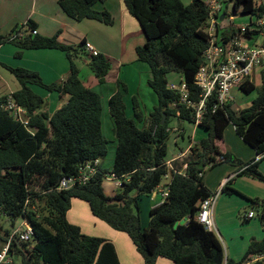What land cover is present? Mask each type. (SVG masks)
Instances as JSON below:
<instances>
[{
  "label": "trees",
  "instance_id": "1",
  "mask_svg": "<svg viewBox=\"0 0 264 264\" xmlns=\"http://www.w3.org/2000/svg\"><path fill=\"white\" fill-rule=\"evenodd\" d=\"M98 1L105 0H58V4L72 19L112 24L106 9L93 8ZM123 1L144 32L146 40L135 52L149 66L148 85L158 102L144 117L137 97L132 96L133 118L129 117L123 101L126 87L120 80L116 81L117 90L108 99L117 140L110 172L121 177L122 186L112 196L103 191L104 169L87 184L56 189L63 176L76 173L86 161L102 160L107 153L108 140L101 130V95L84 84L75 59L84 54L99 83L105 81L109 59L102 53L88 54L84 39L77 44H66L57 39V33L43 36L28 33L26 29L20 39L8 41L9 37L0 33V44L13 42L19 48L16 57L25 49L54 48L63 51L69 61L65 79L52 83H45L38 72L29 68L1 63L19 82L20 88L11 95L28 117L27 125L15 120L3 108L6 95L0 96V217L6 216L13 227L17 219L26 218L34 241H12L14 264H120L110 240L84 234L78 225L67 220L72 198L86 201L94 216L126 233L144 264H156L159 256L172 264H264V236L261 240L251 239L243 256L233 260L225 256L217 235L194 220L199 202L210 194L203 178L211 167L221 162L237 164L238 171L232 178L246 174L264 181V174L257 169L264 156L242 161L229 149L222 150L217 145L225 127L232 124L236 134L256 154L264 152V70L260 88L249 106L238 112L230 105L217 107L215 111L208 108L199 124L206 129V136L196 141L187 158L173 162L180 169L181 163L187 161L185 175L170 172L168 196L150 208L148 224L142 227L139 199L152 193L167 173L163 162L168 152L169 120L178 116L180 120L192 122L189 109L171 105L178 92L168 88L167 73L179 72L188 89L196 91L194 76L203 64L201 56L208 44L204 30L208 8L203 0H189L186 4L182 0ZM243 1L225 0L222 12L229 3L234 15L264 13V4L253 0H247V6L239 10ZM26 24L28 28H35L33 21ZM20 28L17 26L12 31ZM32 85L56 92L59 98L67 96V101L49 113L45 110L47 101ZM240 88L249 93L254 85L244 82ZM163 114L165 120L161 124ZM142 119L144 125L139 128L135 120ZM250 201L259 205L257 216L264 231V200ZM9 233L0 224L2 245Z\"/></svg>",
  "mask_w": 264,
  "mask_h": 264
},
{
  "label": "crops",
  "instance_id": "2",
  "mask_svg": "<svg viewBox=\"0 0 264 264\" xmlns=\"http://www.w3.org/2000/svg\"><path fill=\"white\" fill-rule=\"evenodd\" d=\"M93 8L95 10L106 9L111 14L112 24L107 25L94 19L80 21L72 19L60 8L58 0H0V33L7 36L15 27H25L26 22L30 20L35 23L39 35L52 36L57 33V39L66 44H77L81 39H84L91 43L98 53L105 55L110 61L109 72H113V79H108L109 72L103 83H99L96 77L94 78L99 84L98 91L102 101L106 100L104 108L107 107L110 129L108 131L111 132V128L114 129V121L108 110V99L117 90V80H120L126 87V90L123 91V101L126 107V115L129 117L133 118L132 96L137 97L144 117L157 104L158 99L148 85L151 76L149 66L146 62L140 61L135 52V48L144 44L146 40L144 32L138 21L128 12L124 1H98L93 5ZM18 50L19 48L13 42L0 44V96L20 88V84L14 75L1 63L34 70L39 73L45 83L61 81L67 76L69 61L63 51L54 48L25 49L20 57H16L15 53ZM76 65L79 74L82 75L84 69H89L88 58L85 57L82 61H76ZM86 77L89 78L88 75ZM31 87L46 99L45 110L49 113L67 101V96L59 98L56 92H48L43 95L42 91L36 88L37 86L32 85ZM146 95L150 102H148ZM172 118L177 120V127L170 125ZM139 121L144 125L143 119ZM183 121L178 116H173L169 120L170 133L173 132L174 134L172 143L175 146L179 145V140L184 142L185 136H187V129L181 124ZM189 124L191 132L188 137L194 136L197 129L192 122ZM231 126L228 124L225 127L223 136L217 141V145L222 150L229 149L235 157L242 161L254 159L256 156L254 149L246 144L236 134L233 125ZM176 128H181L183 135L176 136L174 131ZM186 143L188 144L187 139ZM116 146L117 140L115 138V150ZM112 157L114 160V153ZM104 163L105 159L101 160V168L104 167ZM257 169L264 174V158L260 159ZM236 171H238V166L229 162H221L205 173L203 183L210 192L217 191L224 179L233 176ZM224 188H233L235 191L227 192ZM155 194L156 192L153 191L149 195L140 197V199L144 197L148 199L149 203L147 200L145 201H147L149 210L160 203V200L150 203V200L155 199L158 193ZM253 198L264 200V181L241 174L223 184L214 204V225L220 239L222 238L227 243L226 256L233 260H239L243 256L251 239L261 240L264 236V231L255 212V208L259 205L250 201ZM249 211H253L254 215L248 218L246 214ZM66 218L70 223L78 225L84 234L94 236L96 233H104L106 236L103 238L114 244L120 264H144L142 256L136 250L129 236L94 216L86 201L72 198L70 208L66 212ZM98 227L102 230H98ZM163 258L162 256L157 257L156 264H172L171 261H168L169 259Z\"/></svg>",
  "mask_w": 264,
  "mask_h": 264
},
{
  "label": "built area",
  "instance_id": "3",
  "mask_svg": "<svg viewBox=\"0 0 264 264\" xmlns=\"http://www.w3.org/2000/svg\"><path fill=\"white\" fill-rule=\"evenodd\" d=\"M225 0H205L208 8V20L204 27L208 35V44L203 50V64L198 68L194 83L196 91L192 92L188 89L185 81L181 77L180 84H168V88L176 90L178 97L171 105L175 108L183 106L192 113V123L198 126L202 121L204 114L208 111H215L217 107L230 105L233 101L231 89L239 86L244 82H249L254 69L257 66H264V13L262 14H245L247 21L244 23H236L235 15L229 12H222L223 2ZM258 4H264V0H258ZM222 16V18H220ZM27 29L28 33L37 34L36 28L21 27L17 31H12L7 36L9 40L20 39ZM85 48L88 54L96 55L98 51L89 43L85 42ZM12 92L6 94L3 108L7 110L15 120L28 124V117L25 109L20 106L11 95ZM231 107V105H230ZM179 115V111L177 112ZM170 129V128H169ZM176 136L183 135L181 128L174 129ZM188 144L181 148L171 159L165 160L163 165L167 169V173L171 171L185 175L187 161L181 163V168L176 169L173 162L181 161L187 158L190 151L195 147L196 141L193 135L187 138ZM264 156V152L256 154L254 160ZM101 160L96 158L91 161L82 163L76 173L63 176L56 189H68L78 185L87 184L97 173L101 172ZM166 173V174H167ZM202 172H199L201 175ZM234 176V175H233ZM233 176L226 177L221 184L229 181ZM103 178L110 179L115 182V186L121 188V177L112 172L104 173ZM210 192L203 198L198 205L194 215V220L203 225L207 230L213 231L215 228L213 220V208L217 196L221 191ZM154 192H157L161 201L168 196L169 186L160 188L158 185ZM29 198L26 199L25 205ZM160 201V202H161ZM253 211H249L246 217H252ZM33 237V231L26 220L21 218L20 223L14 226L7 236L6 241L0 248V264H14L13 252L11 249L12 241L27 242ZM258 256L252 260L257 259ZM225 264V263H224Z\"/></svg>",
  "mask_w": 264,
  "mask_h": 264
},
{
  "label": "rangeland",
  "instance_id": "4",
  "mask_svg": "<svg viewBox=\"0 0 264 264\" xmlns=\"http://www.w3.org/2000/svg\"><path fill=\"white\" fill-rule=\"evenodd\" d=\"M253 1L255 2V1H258V0H253ZM182 2L186 4V3L189 2V0H182ZM247 4H248L247 0L241 2L239 10L244 9L247 6ZM223 8L225 9L226 12L234 14L233 11H232L231 4L227 3L226 6H224ZM245 14H248V13H243V12L238 13L237 12V15H235V20L234 21L236 23H244V22H246L248 19L245 16ZM84 58H85V55L84 54H80L75 59V62L76 61H82ZM262 70H264V66H257L254 69L252 77H251V79L249 81V82H252L253 85H254V90H252L251 92L246 93L239 86H234L231 89V95L233 97V101L231 102L230 105H231V109L232 110H234L235 112H238L240 109L250 105L251 101L256 97L258 89L260 88V84H261L260 75H261V71ZM92 73L93 72L91 71L90 68L89 69L86 68V69H84L82 71V75L79 74V76L83 80L84 84H86L91 89H93V90H95L96 92L99 93V91H98L99 84L95 80V78H94L95 76H93L94 74H92ZM87 75L89 76V78L86 77ZM108 79L109 80L113 79V72H109ZM180 80H181V74L179 72H177L175 70H171V71H169L167 73V82H168V84L179 85L180 84ZM113 82H115V80H113ZM34 86H36V85H34ZM38 87L39 86H37L36 88L39 91H42L43 95L48 93V91H46L45 89H43L41 87L38 88ZM101 92H103V91H101ZM53 93H55V92H53ZM146 98H147L148 102H150V99L147 97V95H146ZM101 101H102V97H101ZM104 103L106 105V100L102 101V108H103L102 109V114H101V117H102V133H103L104 137L108 140V143H107V153H106L105 157L102 159V160L105 159V163L103 165L104 167L102 166L103 167L102 169L106 170V173H109L110 170H111V165H112V161H113L112 154L114 153V156H115V136L113 134L114 132H112L113 131L112 128H111V132L108 131V130H110L109 126H108L109 115H108V112H107V109H106L107 107L104 108ZM170 122H171L170 125L172 127H177L178 126L177 120H175L174 118H172V120ZM135 123H136L137 127H139V128H141L143 126V123L141 121H139V120H135ZM181 124L185 127V129H187V131H186V135L187 136H185V138L187 139L188 135L191 132L190 131L191 126H190L189 122H186V121H183ZM231 125L232 124H229L230 127H232ZM196 128H197L196 129V133L193 136L194 141L200 140L201 138L205 137L206 134H207V131H206L205 128H203V126H198ZM173 137H174V134H173V132H171L170 136H169V139L167 141L168 152H167V155H166V160L171 159L173 156H175L176 153L181 148H184L185 145L187 144L186 143V139H185L184 142L182 140H179V143H178L179 145L178 146H180V147H181V145L183 146V147L179 148L177 145L176 146L173 145V143H172ZM234 165L237 166V164H234ZM170 179H171V173H167V174L163 175L162 178H161V181L159 183L160 188L166 186V184H168L170 182ZM102 187H103L104 193L106 195H108V196H112L115 192H117L119 190V188L115 186V182L113 180H106L105 178H103V180H102ZM156 194H157V192H156ZM145 200L148 201V199L146 197L141 198L139 200V208H140L139 216H140L141 226H147L148 220H149V209L147 208V201H145ZM159 200L161 201V198L157 194L155 199L150 200V203L152 204L154 202H158ZM148 203H149V201H148ZM255 212H256V216H257L258 212H259V209L255 208ZM257 219H258V216H257ZM258 221H259V219H258ZM19 223H20V219H17L15 221V226H17ZM0 224L2 225L3 229H8L9 231H11L12 228H13V226L11 225V222L9 221V219L6 216H1L0 217ZM98 230L101 231L102 229L98 227ZM213 232L219 238V240H220V242H221V244L223 246V249H224V252H225V256H226V254H227L226 253V248H227L226 241H223L222 238L220 239V237H219V235L217 233L216 227L213 229ZM94 236L103 238L106 235H104V233H96V235H94ZM31 242L33 243L34 241L31 240ZM1 244H2V242H0V246H1ZM18 259L19 258H17L16 262H19ZM163 259H165V258H163ZM166 260H168V259H166ZM166 260H163V261L166 262V263L168 261H170V260H168V261H166Z\"/></svg>",
  "mask_w": 264,
  "mask_h": 264
},
{
  "label": "water",
  "instance_id": "5",
  "mask_svg": "<svg viewBox=\"0 0 264 264\" xmlns=\"http://www.w3.org/2000/svg\"><path fill=\"white\" fill-rule=\"evenodd\" d=\"M220 18H222V16ZM164 120H165V114L162 115L161 124H163Z\"/></svg>",
  "mask_w": 264,
  "mask_h": 264
}]
</instances>
